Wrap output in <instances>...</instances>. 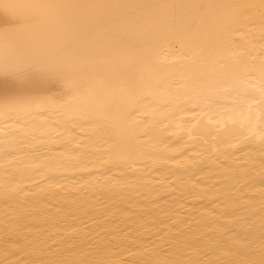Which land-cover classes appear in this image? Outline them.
<instances>
[{
    "label": "bare ground",
    "instance_id": "obj_1",
    "mask_svg": "<svg viewBox=\"0 0 264 264\" xmlns=\"http://www.w3.org/2000/svg\"><path fill=\"white\" fill-rule=\"evenodd\" d=\"M264 0H0V264H264Z\"/></svg>",
    "mask_w": 264,
    "mask_h": 264
},
{
    "label": "snow or ice",
    "instance_id": "obj_2",
    "mask_svg": "<svg viewBox=\"0 0 264 264\" xmlns=\"http://www.w3.org/2000/svg\"><path fill=\"white\" fill-rule=\"evenodd\" d=\"M261 95L264 97V89L261 90ZM262 103H264V99H262Z\"/></svg>",
    "mask_w": 264,
    "mask_h": 264
}]
</instances>
